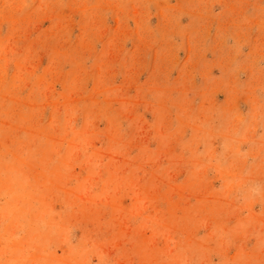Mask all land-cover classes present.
Masks as SVG:
<instances>
[{"label":"rangeland","instance_id":"obj_1","mask_svg":"<svg viewBox=\"0 0 264 264\" xmlns=\"http://www.w3.org/2000/svg\"><path fill=\"white\" fill-rule=\"evenodd\" d=\"M0 264H264V0H0Z\"/></svg>","mask_w":264,"mask_h":264}]
</instances>
